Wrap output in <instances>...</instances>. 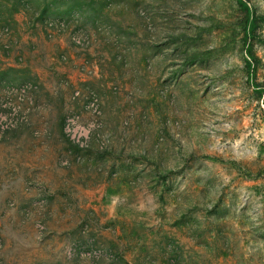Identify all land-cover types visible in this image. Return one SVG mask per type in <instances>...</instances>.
I'll list each match as a JSON object with an SVG mask.
<instances>
[{
    "label": "rangeland",
    "instance_id": "374dc122",
    "mask_svg": "<svg viewBox=\"0 0 264 264\" xmlns=\"http://www.w3.org/2000/svg\"><path fill=\"white\" fill-rule=\"evenodd\" d=\"M244 1L0 0V264H264Z\"/></svg>",
    "mask_w": 264,
    "mask_h": 264
},
{
    "label": "trees",
    "instance_id": "16d2710c",
    "mask_svg": "<svg viewBox=\"0 0 264 264\" xmlns=\"http://www.w3.org/2000/svg\"><path fill=\"white\" fill-rule=\"evenodd\" d=\"M239 4L241 5L242 8H244L245 10H247V23H248V28L245 32L244 35V42L247 43L249 37L251 36L252 32L255 29V23H256V18L253 17V14H251L249 7L247 5V2L244 0H238ZM249 52V49H248ZM247 66L248 68H251V63L247 62Z\"/></svg>",
    "mask_w": 264,
    "mask_h": 264
}]
</instances>
